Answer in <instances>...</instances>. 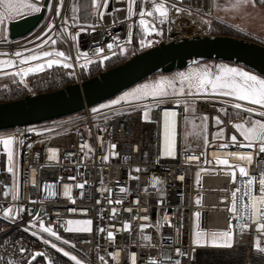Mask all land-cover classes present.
<instances>
[{
    "label": "built area",
    "instance_id": "1",
    "mask_svg": "<svg viewBox=\"0 0 264 264\" xmlns=\"http://www.w3.org/2000/svg\"><path fill=\"white\" fill-rule=\"evenodd\" d=\"M21 1L35 4L40 10L44 8V17L26 36L14 40L7 36L1 40L0 58L12 61L13 72L19 73L21 69L34 67L36 62L19 63L20 57L15 55L17 52L28 56L41 51H62L71 57L68 63L73 67L69 70L79 85L91 78L89 67L92 64L103 63L114 56L113 52L116 55L121 45H128L133 55L162 43L213 36L212 31L222 25L212 17L213 0H147V3L135 4L131 14L124 10L114 11L126 9L124 0H110L108 12L111 14H105L102 19L98 17V12L104 11V0H97L99 8L92 4V0H63L59 18L56 17L55 8L60 5V0ZM160 2L167 6L170 22L159 23L158 13L154 17L145 15V21L149 25L155 22L162 33L145 37L139 27L137 13L141 7L152 11ZM173 4L181 9L179 14L172 7ZM73 16L76 17L75 21L72 20ZM65 17L68 18L67 24ZM50 23L55 25L50 33L52 39L57 41L55 45L50 41L44 44L38 39L47 31ZM81 25L95 27L81 31ZM77 33V40L69 39ZM130 33L133 34L132 41L125 43ZM114 37L119 38V44L114 43L113 50L109 51L106 45L113 43ZM141 39L150 42V46H141ZM97 47L104 48V52L97 55L94 52ZM79 53L87 55H81L78 59ZM105 56L108 58L104 59ZM47 59L59 58L48 57L37 63H45ZM234 103L241 104L242 108H233L231 105ZM187 104L193 106L192 113L186 112ZM146 108L151 109V122L143 119ZM94 109L96 107H86L65 118L0 132V140L11 137L17 147V176L14 180L3 167L4 149L0 144V215L11 208L13 211L10 215L15 216L19 206L28 210L20 214L15 224L0 218V264H7L8 260H12L13 264H28L29 257L36 253L40 255H36L32 264H75L62 252L52 248L53 243L76 256L81 264H101L100 257H104V264H147L149 259L156 261V264H175L178 259L181 264H264V228L260 227L262 222L255 211L259 201L251 200L244 194L245 180L264 173V153H259V141L253 147L240 148L238 144L232 146L230 139L236 135L238 140H244L230 123L234 113L243 120L264 119L244 109L263 110L232 98L211 95L149 97L129 103L121 102L95 112ZM166 113L171 123V156L165 138ZM204 116L209 119L200 122ZM213 117H219L222 123L217 124ZM186 118L195 119L201 124V136L186 135ZM217 134L220 138L212 140L213 135ZM205 139L210 142L207 147ZM84 143L90 146L91 151L81 148ZM224 143L230 146L221 149L220 145ZM113 144L116 145L115 149L111 148ZM50 149L58 150L53 159H49L52 155ZM113 151L116 153L114 157ZM232 152H241L246 158L250 155L251 160H233L227 155ZM105 155L109 156L107 162L101 159ZM221 159L227 160L228 164L218 165L217 161ZM137 168L141 171L135 172ZM240 168H244L248 176L241 178ZM198 172H202L200 188L195 189L194 179ZM233 172L235 183L230 175ZM181 176L182 180L178 178ZM70 177L75 179L71 180ZM155 179L161 181L158 190L150 183ZM79 183H85V188H77ZM45 185L49 186L47 190L44 189ZM121 187L126 191L121 193ZM237 188L240 192L235 200V211H232V193ZM257 189L258 185L254 184L253 196L259 195ZM5 190L9 192L8 197L3 195ZM66 190L71 199L65 195ZM17 191L19 199L13 200L12 196L17 195ZM109 191L113 193V200L120 199L123 203L109 204ZM196 192L201 194V206L193 205ZM98 199L101 201L99 204ZM161 199L162 205L157 203ZM113 207L116 214L110 219ZM71 209L76 211L72 212ZM126 209H131V212ZM196 209L201 211L203 228L231 230L230 247L191 244L192 214ZM28 212L38 214L46 226H51L60 235L61 240L40 232L38 225L36 229L24 231L32 220ZM164 213L168 214V221L162 219ZM249 213L252 215L250 221ZM141 217L149 219L144 221ZM68 220H91L92 231L66 232ZM125 222H130L131 231L122 230ZM158 222L160 227L156 226ZM169 223L171 226H168ZM142 224L146 226L144 231L141 230ZM100 228H104L105 232L99 233L97 230ZM108 231H115L114 241L107 238ZM145 236L151 239L145 240ZM45 240L49 243L46 244ZM63 240L69 243L64 244ZM21 248L27 250L23 255L20 254ZM177 249L187 255L178 256ZM117 252V259L110 258V253Z\"/></svg>",
    "mask_w": 264,
    "mask_h": 264
},
{
    "label": "snow or ice",
    "instance_id": "2",
    "mask_svg": "<svg viewBox=\"0 0 264 264\" xmlns=\"http://www.w3.org/2000/svg\"><path fill=\"white\" fill-rule=\"evenodd\" d=\"M124 2L126 3L127 7L126 9H115L114 11H128L129 14H131L133 6L135 4H144L147 3V0H124ZM249 0H235V4L234 7L235 8H240L246 4H248ZM257 2L259 3H264V0H251V3L253 5H255ZM110 3V0H104L103 3V8L104 11L103 12H98V17L100 19L103 18V16L105 14H111L108 12V5ZM92 4L94 6H96L97 8L100 7V5L97 3V0H92ZM0 5H6V11H0V27H2L5 23L6 18H11L13 15H17L20 14L22 9L24 8H28L31 9L33 12L38 13L40 11V8L37 7L35 4H30V3H23V2H18V3H12V0H0ZM62 7H63V0H60V5L57 6L55 8V14L56 17L59 18L61 17L62 14ZM173 8H176V5L173 4L172 5ZM177 14L180 13L181 9L176 8ZM159 14V23L163 24V23H169L170 21L168 20V8L165 5L164 2H160L158 4H156V6L154 7V9L152 11H147L146 8L141 7L140 11L137 13V15L139 16V27L143 30L144 36L148 37L150 35H161V31L159 30V28H157L155 26V22L151 25H149L144 17L145 15H147L148 17H154L156 14ZM76 17L73 16L72 20L75 21ZM65 23H68V18L65 17ZM75 26V24L73 25ZM81 31H86L87 28L92 27L94 29V25H81ZM55 28L54 24H49L47 31L43 34L42 37H39L38 39L42 40L44 44H47L49 41L51 42V44L55 45L57 43V41L55 39H52L50 33L53 31V29ZM65 32L67 31V29L64 30ZM132 33L129 34V38L127 41H125V43H131L132 41ZM79 36V33H77L76 35L70 36L69 39L72 40H77ZM114 43L115 44H119V38L118 37H114L113 38V43H108L106 45L107 50L112 51L114 48ZM140 45L141 46H150V42L146 41L145 39H141L140 40ZM37 47H41V45H37ZM124 49L121 48V52H123ZM94 52L99 55L101 53L104 52V48L102 47H97L94 49ZM17 57H20L19 63L24 64L30 61H36V60H40L43 58H48V57H56L59 59H47L45 63H41V64H37L34 67H29L27 70L21 69V71L19 73H16L15 75H18L20 77H27L30 74H35L38 71H42L45 68H52L53 66L56 67H63L64 69H69L71 67H73V65H71L70 63H68V61L71 59V57L67 56L64 52L62 51H41L39 53H33L31 55L28 56H23L22 53L17 52L15 54ZM86 56L87 54L85 53H79L78 54V59L79 56ZM113 55H115V53L113 52ZM108 57L105 56L104 59H107ZM103 62V61H101ZM4 64H13L12 61H0V71L3 70V65ZM176 79L179 80L180 83V88L177 89L175 87V83H176ZM176 79H161L156 81L154 84H144L141 87L134 89L131 93H127L126 96H130L132 97L134 100H141V99H148L149 97H151L152 99H156L157 97L163 98L168 96L169 94V89L172 91L173 94H183L185 91L184 85L187 84L188 87V94L191 95L192 94V90L195 89V92L197 94H207V95H211V96H215V95H223V96H229V97H233L235 100L237 101H246L252 105H257L259 106L260 109H264V79L258 78L255 75L249 74L246 71L240 70L238 68H234V67H219L216 69L215 72L209 71L207 68H203L198 70L197 72H190V73H180L178 75V77ZM124 98H120V99H116L113 100L111 102V105H103L102 107L104 108H108L114 105H118L122 102ZM233 108L235 109H241L242 105L239 103H234L231 105ZM151 109L150 108H146L143 111V119L145 122H151L149 120V111ZM186 111H188V109H185ZM245 111H248L251 114V110L250 109H244ZM95 111H99L98 109H94ZM221 111H223V109H221ZM119 114H123V113H119ZM256 115H259L261 117H264V111H260L258 113H256ZM203 121H207L209 118L207 116H204ZM213 120L216 121L217 124H221L222 121L220 120L219 117H213ZM251 123V127H245L243 124H237L235 125L236 129L241 130V134L243 135L244 140L240 141L238 140L236 135H232L231 136V142H232V146L235 145H239L240 148H245V147H253L256 141H259V153H264V121L262 120H253L250 122ZM206 127V124H205ZM31 131V130H30ZM165 138L168 142V148H169V152L168 154L171 156L173 155L171 148H172V139H171V123H170V118L169 116L165 115ZM220 135H213L212 140H216L219 139ZM244 141H247V143H245ZM14 143L13 138H7V139H3L0 140V144H2L4 146V153L7 155L8 160L11 161L13 159V153L9 150V146L12 145ZM20 143L22 144L23 141H20ZM204 144L205 147L209 146L210 142L208 139L204 140ZM230 145L228 143H224L220 145L221 149H226L228 148ZM29 147H31V145H29ZM82 149H89V151H91L90 146L87 143H84L81 145ZM112 149L116 148V145H111ZM52 155L49 156V159H53L55 157V153L58 150H49ZM69 155H73V154H69ZM84 155L86 156L87 153H84ZM116 155V153L113 151L112 152V156L114 157ZM189 159H200L199 157H188ZM240 159H245L246 157L241 155L239 157ZM103 162H107L109 159L108 155L103 156L102 158ZM247 159L250 161L251 160V156L248 155ZM218 165H227L228 161L227 160H218L217 161ZM13 165L9 164V171L12 170ZM135 172H140L141 169L137 168L134 169ZM239 173L241 178L248 176L246 170L244 168H240L239 169ZM230 175L233 177V183H235V172L230 173ZM197 177L199 179V173H197ZM132 179H139V177H131ZM179 179H183V177H178ZM69 179L74 180L75 177H70ZM152 184L153 188H157V186L161 183V181L159 179H155L154 182H150ZM257 184L258 185V196H253L252 192H253V185ZM49 186L45 185L44 189L47 190ZM77 188L80 189H84L85 188V183H79L76 185ZM244 189H245V196H248L251 200H258L259 204L258 207L255 208L256 213L259 216L260 221L262 222L260 227L264 228V173H261L259 175V177H248L245 182H244ZM147 190V189H145ZM100 191H103V189H100ZM126 190L121 187L120 188V192L123 193ZM240 192V189L237 188L233 193H232V197H233V209L232 211H235V200L237 198V193ZM4 197H8L9 196V192L7 190H5L3 192ZM66 196H69V198L71 199L68 191L66 190L65 192ZM113 193L111 191H109V196H108V202L109 204H122L123 201L120 199H116L113 200L112 197ZM13 200H18L19 199V192L17 191V195L12 196ZM137 203L139 201H136ZM199 200H197V204H199ZM97 203H101V201L98 199ZM158 204L162 205L163 204V200H158L157 201ZM245 207L247 208L248 205H245ZM13 210L11 208H8L6 211H4L2 213V215H0V218H2L3 220H5L6 222H10L12 224H15L17 219L19 218L20 214L28 211L26 208H24L23 206H19L16 209V215L12 216L10 215V213ZM70 211L75 212V209H71ZM84 211V210H81ZM126 211L131 212V209H126ZM29 215L32 216V220L29 222L28 226L25 227L23 230L24 231H29L30 229H36L37 225L38 230L40 232L43 233H47L49 236L53 237L55 240H61L60 235H58L51 226H46L45 222L39 218L38 214L37 215H32L31 212H28ZM86 214V212H85ZM116 214V208H112L111 209V213H110V219L115 216ZM195 216H199V213H195ZM102 218V217H101ZM141 220L147 221L149 218L148 217H141ZM162 219L164 221H168L169 216L167 213H164L162 216ZM239 219V218H238ZM252 219V215L251 213L248 214V220L250 221ZM92 221L91 220H68L66 221V224L68 225V227H65V231L66 232H91V225H92ZM72 225H78L80 227H71ZM157 227H160L161 225L159 224V222L156 225ZM168 226H171V224L169 223ZM146 228V226L144 224L141 225V230L144 231ZM122 230H126V231H131V225L130 222H125L123 224V229ZM99 233H104L105 229L104 228H100L97 230ZM118 231V230H117ZM33 235H35V231L32 232ZM196 237H199L201 235H204L203 232H198L195 234ZM212 240L216 241L218 237H223L224 238V243L223 244H216L213 243L212 246L213 247H230L231 245L228 243V238H229V233L227 231H223V232H213L211 234ZM107 238L111 241L115 240V231H108L107 232ZM151 237L149 236H145V240H150ZM46 244L49 243V241L45 240L44 241ZM62 243L64 244H68L69 242L67 240H63ZM193 244L196 246H203L200 245L199 243V239L198 238H194L193 240ZM51 247L54 248L57 252H62V254L67 257L69 260L74 261L75 264H81V261L74 255H70L69 252L64 251L62 248L57 247L56 244H51ZM27 250L24 248L20 249V254L23 255ZM176 253L178 256L180 257H184L187 254L182 252L180 249L176 250ZM36 255H40L39 253L33 254L32 256L29 257L28 260V264H32V260L35 259ZM110 258L112 259H117L119 256V253H110L109 254ZM194 258V257H193ZM101 259V264H104V257H100ZM133 261H135V254H133L132 256ZM7 264H13L12 260H8ZM147 264H156V261L149 259V261L147 262ZM175 264H181V260H176Z\"/></svg>",
    "mask_w": 264,
    "mask_h": 264
},
{
    "label": "water",
    "instance_id": "3",
    "mask_svg": "<svg viewBox=\"0 0 264 264\" xmlns=\"http://www.w3.org/2000/svg\"><path fill=\"white\" fill-rule=\"evenodd\" d=\"M42 8L7 24L9 39H19L41 22ZM233 63L243 66L264 79V45L253 40L230 36H203L157 47L133 55L125 62L64 88L27 95L0 103V132L13 128L58 120L94 108L111 100L148 78L182 71L193 63Z\"/></svg>",
    "mask_w": 264,
    "mask_h": 264
},
{
    "label": "rangeland",
    "instance_id": "4",
    "mask_svg": "<svg viewBox=\"0 0 264 264\" xmlns=\"http://www.w3.org/2000/svg\"><path fill=\"white\" fill-rule=\"evenodd\" d=\"M18 2H23L27 3L21 0H12V3H18ZM235 0H213L212 3V17L217 19L220 23L228 26L229 29L234 30L236 33L242 34L243 37L251 40H257L264 44V3H259L257 2L255 5L251 3V0H249L248 4L240 7V8H235L234 7ZM0 11H6V5H0ZM36 14V12H33L31 9L24 8L22 9L20 14L13 15L11 18H6L5 23L2 27H0V41L5 39L7 37V24L10 21L18 20L20 18ZM216 33L221 34L219 28L217 29ZM213 36H224V35H213ZM121 48L124 49L123 52H121ZM130 53V47L128 45H121L119 48V54L121 56H124L126 54ZM44 59V58H43ZM42 60V59H40ZM30 61V62H36L34 63V66L37 64H41L44 62L37 63V61ZM0 61H7L4 58H0ZM29 63V62H27ZM191 65H194L191 64ZM3 70L0 71V99H3L5 97H13L15 96H27L30 94H36L37 91L46 89L45 87H41L39 84L42 82V79L47 75L50 71H52L56 66H53L52 68H45L42 71H38L35 74H30L27 77H20L18 75H15L16 73L13 72V66L12 64H4ZM196 67V66H194ZM190 67L185 68L182 71H175L170 74H157L154 75L147 80L141 82L140 84L132 87L128 91L120 94L119 96L108 100L96 107V109H103V105H111V102L116 99L124 98L122 102L124 103H129V102H134L138 100H134L130 96H126L127 93H131L134 89H137L141 87L144 84H154L156 81L161 80V79H176L180 73H189ZM27 70V69H25ZM255 75V74H254ZM257 76V75H255ZM258 78H261L257 76ZM263 79V78H261ZM44 86V85H43ZM180 83L179 80L176 79L175 87L177 89L180 88ZM185 91L183 94H173L172 91L169 89V94L166 97H181V96H197V95H207V94H197L195 92V89L192 90V94H188V87L187 84L184 85ZM219 96V95H215ZM142 100V99H141ZM186 108L188 111L187 113H192L193 112V106L191 104H187ZM251 111L257 113L258 111L251 109ZM255 120L254 118H247L243 120L241 117H239L238 114L234 113L233 117L230 121L232 126L235 128V125L237 124H243L245 127H251V121ZM203 121V119L200 120V122ZM201 127V124L196 121L195 119L192 118H186L185 120V133L187 136L191 134H197L198 136H201V132L199 131V128ZM236 129V128H235ZM239 134H241V130L236 129ZM243 137V135L241 134ZM11 137H5L3 139H7ZM2 139V140H3ZM4 149V146H3ZM9 150L13 153V159L11 161L8 160L7 155L4 153V159H3V167L4 169L9 171V164L13 165L12 170L9 171L14 180L16 179L17 176V147L16 143L9 146ZM199 173V179L197 177V173L195 175L194 179V188L199 189L200 188V177L202 172ZM197 200H199V204H197ZM193 205L195 206H201V194L200 193H195L193 196ZM199 213L200 215L197 217L194 214ZM68 227V226H67ZM71 227H80L78 225H72ZM227 231L229 233V238H228V243L231 244L232 242V232L230 229H217L210 227L208 229H205L202 227V217H201V211L196 209L194 210L192 214V228H191V244L193 246H196L193 244L194 238L199 239L200 245H208L210 247H213L212 244H223L224 243V238L223 237H218L216 241L212 240L211 234L213 232L219 233ZM198 232H203L204 235H201L199 237H196V233Z\"/></svg>",
    "mask_w": 264,
    "mask_h": 264
},
{
    "label": "trees",
    "instance_id": "5",
    "mask_svg": "<svg viewBox=\"0 0 264 264\" xmlns=\"http://www.w3.org/2000/svg\"><path fill=\"white\" fill-rule=\"evenodd\" d=\"M219 28L221 34L216 33L217 29ZM212 35H224V36H230V37H234V38H240V39H245V40H249L245 37L242 36V34L240 33H236L234 30L229 29L228 26L224 25V24H220L218 25L214 31H212ZM132 56V53L130 51V53L121 56L119 53H117L116 55L108 58L107 60H105L103 63H95L92 64L89 67V71H90V77H93L97 74H99L100 72L113 68L125 61H127L130 57ZM208 62H212V61H208ZM199 63H194V65H198ZM229 65H233V66H237L240 67L250 73H253L259 77H261L260 75L250 71L249 69L243 67V66H239L233 63H226ZM157 74H161V73H157ZM156 74V75H157ZM84 78H86L84 76ZM262 78V77H261ZM75 83V77L72 73L71 70L69 69H64L62 67H56L54 68L52 71H50L47 75H45V77L42 79V82L39 84L41 87H45L46 89L43 90H39L37 91V93H44V92H52L61 88H64L66 85L69 84H73ZM44 85V86H43ZM24 96H15L13 95V97L9 96V97H5L3 99H0V103L1 102H7V101H12V100H17V99H21Z\"/></svg>",
    "mask_w": 264,
    "mask_h": 264
},
{
    "label": "crops",
    "instance_id": "6",
    "mask_svg": "<svg viewBox=\"0 0 264 264\" xmlns=\"http://www.w3.org/2000/svg\"><path fill=\"white\" fill-rule=\"evenodd\" d=\"M253 41L259 42L257 40H253ZM259 43H261V42H259ZM194 66H196V67H194ZM188 67L191 68L190 71H189V73L190 72H192V73L197 72L198 70L203 69V68H207L209 71L215 72L216 69L219 68V67H234V68H238L240 70L246 71V70H244V69H242L240 67L233 66V65H229V64H226V63H220V62H201L198 65H189ZM246 72H248V71H246ZM248 73L254 75L253 73H250V72H248ZM219 96H223V95H219ZM223 97H228V98L234 99L233 97H229V96H223ZM240 102H243V103H247L249 105H252V104H250V103H248L246 101H240ZM252 106L259 107L257 105H252ZM261 110L264 111V109H261ZM254 119L255 120H262V121H264V119H256V118H254Z\"/></svg>",
    "mask_w": 264,
    "mask_h": 264
},
{
    "label": "bare ground",
    "instance_id": "7",
    "mask_svg": "<svg viewBox=\"0 0 264 264\" xmlns=\"http://www.w3.org/2000/svg\"><path fill=\"white\" fill-rule=\"evenodd\" d=\"M227 155H228L229 157H231V159H233V160L240 159L239 157H240L241 155L245 156V155H244L243 153H241V152L227 153ZM241 160H247V158H245V159H241Z\"/></svg>",
    "mask_w": 264,
    "mask_h": 264
}]
</instances>
